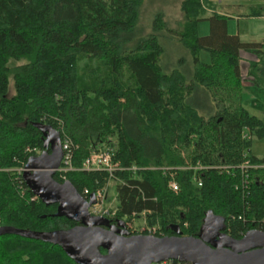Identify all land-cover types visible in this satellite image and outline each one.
I'll return each mask as SVG.
<instances>
[{"label": "trees", "instance_id": "trees-1", "mask_svg": "<svg viewBox=\"0 0 264 264\" xmlns=\"http://www.w3.org/2000/svg\"><path fill=\"white\" fill-rule=\"evenodd\" d=\"M142 2L0 0V227L47 234L78 225L54 217L56 205L45 206L16 174L29 158L50 153L40 129L49 127L72 144L73 169L53 179L69 182L86 199L113 183L111 224L142 217L155 237L174 236L170 227L178 226L182 236L195 238L211 213L234 240L264 232V159L251 154L252 141L264 139V123L243 107L240 74L241 53L255 56L247 76L263 88L264 44L229 35L230 18L215 12L213 0H182L177 29H167L157 15L154 34L131 49ZM245 17H264V8ZM203 20L209 32L200 37ZM165 30L190 53V77L161 67L157 33ZM201 52L209 63L200 61ZM197 95L213 107H200ZM93 152L112 153L119 166L112 179L81 170ZM245 161L259 167L242 178L238 167ZM134 227L131 236L138 234ZM62 250L0 236V264H76Z\"/></svg>", "mask_w": 264, "mask_h": 264}, {"label": "water", "instance_id": "water-1", "mask_svg": "<svg viewBox=\"0 0 264 264\" xmlns=\"http://www.w3.org/2000/svg\"><path fill=\"white\" fill-rule=\"evenodd\" d=\"M50 153L29 158L23 180L35 198L45 206L56 205L54 217L78 225L68 230L46 233L0 227V236L14 235L57 245L76 264H159L186 260L193 264H264V232L250 230L239 240L222 233L223 220L206 214L197 237H184L178 226L170 227L174 236L158 238L129 235L121 221L117 226L103 218L91 217L86 200L69 183L58 184L54 170L62 160L59 133L40 127ZM105 250V254L99 252Z\"/></svg>", "mask_w": 264, "mask_h": 264}, {"label": "rangeland", "instance_id": "rangeland-1", "mask_svg": "<svg viewBox=\"0 0 264 264\" xmlns=\"http://www.w3.org/2000/svg\"><path fill=\"white\" fill-rule=\"evenodd\" d=\"M182 0H143L139 10V20L136 29L130 34L129 42L133 48L139 39L145 38L154 34V19L155 16L161 15L166 28L170 30L177 29L181 22L180 4ZM215 12L218 14L225 13L232 17L227 21L228 33L236 35L239 33L244 40L253 42L264 41V19L246 18L251 8H264V0H213ZM210 12L204 18H207ZM162 31L158 34V39L163 48V54L160 58V65L165 72L178 69L186 76L192 72V58L190 53L184 49L176 36L170 35L168 32ZM209 32L208 22L203 20L198 24V36H206ZM199 59L203 63H209V57L205 52H201ZM188 81V79H187ZM263 88L258 90L255 87H250L245 90L248 100L243 103V107L253 116L260 119L264 123V84ZM12 83L9 84V95L13 94ZM200 101V107L208 109L213 107V103L207 101L206 98L197 95ZM203 110V109H202ZM206 110V109H205ZM204 112H202L203 114ZM205 114V113H204ZM251 154L259 159H264V139L252 141ZM41 156V154H39ZM38 156V157H39ZM59 170L58 168H56ZM55 169V170H56ZM115 185L107 184L103 189V196L107 206H115ZM142 219V217H141ZM141 219H136L138 225ZM134 224V226H136ZM182 264H193L190 261L180 260Z\"/></svg>", "mask_w": 264, "mask_h": 264}, {"label": "built area", "instance_id": "built-area-1", "mask_svg": "<svg viewBox=\"0 0 264 264\" xmlns=\"http://www.w3.org/2000/svg\"><path fill=\"white\" fill-rule=\"evenodd\" d=\"M72 144L69 142L68 139L64 138L62 141H60V148L62 151V160L60 162V165L58 167L59 170H54L55 173H64L67 171H71L73 168L71 166V160H72ZM89 157L84 161L81 170L85 171H104L107 172L112 179L114 176V173L119 169L118 164L114 163L112 160V153L111 152H93ZM257 168L258 166H252L248 163V161H245L242 165L238 167V169L241 171V177L243 178V175L246 173V171L250 168ZM226 170H229L231 168H224ZM26 171V168L18 169L16 170L17 177H23V173ZM169 188L176 192L178 191V185L174 181L169 182ZM198 186L201 187V182H198ZM248 188V182H247V176H244V179L241 181L240 185V191L243 192V196L245 192L247 191ZM235 189L238 190V186H235ZM103 192V191H102ZM102 192H97L94 197L95 203L91 205L88 208V214L91 217H97V218H103L108 220L110 223L112 221L113 216L115 215V210L114 207L112 206H107L103 193ZM87 191H85V194ZM86 198V197H85ZM90 199L87 198L86 200ZM144 214V213H143ZM142 214V216H144ZM135 218V216H134ZM133 218V219H134ZM134 222L125 224V230L129 233V231L134 227L133 224L136 225V219L133 220ZM134 228L138 231V234L136 235H148V236H153V234L156 232L155 229H150L145 226L144 221L140 222L138 225H136ZM134 232V231H133ZM145 233V234H143ZM159 264H182L177 260H168L166 262H161Z\"/></svg>", "mask_w": 264, "mask_h": 264}, {"label": "crops", "instance_id": "crops-1", "mask_svg": "<svg viewBox=\"0 0 264 264\" xmlns=\"http://www.w3.org/2000/svg\"><path fill=\"white\" fill-rule=\"evenodd\" d=\"M221 14V13H220ZM221 15H225V13H222ZM225 16H228L230 19L232 17H230L229 15H225ZM259 19H264V17H261ZM227 32H228V28H227ZM229 34V33H228ZM230 35V34H229ZM236 36H238V38L240 39V41L242 43H256V44H264V41L262 42H257L256 40L253 42V39L251 41H248V40H244L242 39L241 35L239 33L236 34ZM241 61H240V74H241V78L243 79V87L244 89H248L250 87H255L253 84H252V78L247 76V72H248V66H249V62H252V61H255V56L251 55V54H248V53H241ZM256 88V87H255ZM258 89V88H257ZM259 90V89H258ZM247 94V93H246ZM247 96V95H246ZM246 100H248V96L246 98ZM245 100V101H246Z\"/></svg>", "mask_w": 264, "mask_h": 264}, {"label": "flooded vegetation", "instance_id": "flooded-vegetation-1", "mask_svg": "<svg viewBox=\"0 0 264 264\" xmlns=\"http://www.w3.org/2000/svg\"><path fill=\"white\" fill-rule=\"evenodd\" d=\"M119 222H121V221H118L116 224H114V223H113V224L110 223V224H111V225H114V226H117V224H118ZM122 222H123V221H122ZM123 223H124V222H123ZM124 230H125V224H124ZM125 231H126V230H125ZM102 254H105V250H104V252H103Z\"/></svg>", "mask_w": 264, "mask_h": 264}]
</instances>
